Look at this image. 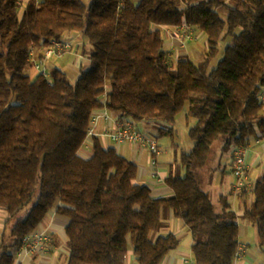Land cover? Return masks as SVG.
I'll return each instance as SVG.
<instances>
[{
    "label": "trees",
    "instance_id": "trees-1",
    "mask_svg": "<svg viewBox=\"0 0 264 264\" xmlns=\"http://www.w3.org/2000/svg\"><path fill=\"white\" fill-rule=\"evenodd\" d=\"M21 9V0H0V209L6 224L15 220L0 241V264H14L9 249L19 250L53 208L68 221L67 264H123L129 247L138 264H160L179 246L173 234L150 239L164 208L192 235L195 264H233L236 213L226 197L216 211L196 170L217 141L264 139V0H123V7L120 0H29ZM182 24L206 38L202 65L165 51L159 28ZM69 34L87 42L88 67L73 83L55 68L49 78H31L29 52L40 58ZM220 44L222 57L207 72ZM103 107L156 123L157 139L174 137L183 111L195 120L187 133L193 147L179 155L184 176L164 180L171 197L135 184L137 166L97 138L89 158L80 154ZM250 199L242 217L264 247V176Z\"/></svg>",
    "mask_w": 264,
    "mask_h": 264
},
{
    "label": "crops",
    "instance_id": "crops-1",
    "mask_svg": "<svg viewBox=\"0 0 264 264\" xmlns=\"http://www.w3.org/2000/svg\"><path fill=\"white\" fill-rule=\"evenodd\" d=\"M29 0H21L23 5H25ZM160 30L164 31L165 37V51L169 54L171 58H178L182 56H187L192 62L199 58L197 56L198 46L196 45V41H206V38L202 33H195L193 32V39L186 43V48L181 49L178 45V42L174 39H171L170 34L175 32V28H159ZM196 34L199 36L197 39ZM64 38L68 39L67 36ZM74 42L75 38H71ZM78 43V41H77ZM79 53V52H78ZM66 56H73L75 58L74 63L69 65L70 62L69 58L65 61ZM37 57V52L33 51V58ZM87 56L85 55L82 57L80 54H72L71 52L62 57L61 60L57 59H50L47 61L48 71L50 72L51 69L55 68L62 71L67 78L72 79L73 81L79 76L81 69L85 66V62H87ZM27 74L31 78H35L38 74L33 69V67L27 70ZM77 74V76H74ZM264 102V97L263 100ZM112 117H116L118 115L112 114ZM177 121L185 129H188L195 124V120L187 117L186 111L183 115L178 117ZM142 122H140L141 124ZM136 127L139 129V127ZM108 126L105 121H100L97 130L98 132L102 131L104 127ZM140 130V129H139ZM141 131V130H140ZM100 143L104 148H114L117 153L126 158L127 160L133 162L137 166V176L134 181L135 184L144 185L149 188L151 191V195L155 198L160 197H171L172 190L165 185V183H157L156 180L152 177V168L150 166V157L148 150L141 146V145H133V144H123V145H114L109 142L107 139H99ZM246 146L248 147V152L246 156V165L248 168V174L250 179L254 182L261 177L264 176V139H254L251 138L247 141ZM193 147V142L189 140L186 145V153L190 152ZM171 148H173V162L170 163L166 160L160 161L158 158L159 156L167 157L168 152L164 151L160 153L157 157V170L164 180L169 175V173H173L174 165H176L177 161H179V155L181 152H178L179 148L177 145L172 144ZM80 154L85 157L89 158L92 155L91 150V141H88L80 150ZM169 160V157H167ZM178 159V160H177ZM230 162H232L230 160ZM220 174V189L222 190L221 195L216 196V199H220V197H226L227 202L230 204V207L236 213V222L238 225V246H242L243 250V257L239 260L233 261V264H264V251H247V246H245L246 241L241 242L242 239H250L254 236V231L251 227L240 221V217L243 214V206L247 201L248 204L251 202V199L247 197L246 194H241L239 196H234L232 194V185H230L229 190H224V180L225 177V170H221ZM209 189V188H207ZM209 191V190H207ZM208 193V192H207ZM243 218V217H242ZM7 221V217L4 213V210L0 209V241L2 237L6 236L4 231V224ZM161 222L165 226V232L169 234L175 235L179 240V246L176 250L170 252L160 264H183L184 260H194L191 247L194 243L193 237L188 231V229L183 225V222L179 219H176L173 216L171 210L166 211L164 218ZM67 219L58 215L56 213V209L53 208L43 219V221L39 224L36 228V232L42 233L47 237V245L45 251L42 253H34L28 254L24 251H13L14 255V264H67L68 256H69V249L67 245V236L65 234V227L67 226ZM4 228V229H3ZM3 229V231H2ZM190 234V235H187ZM189 236V237H188ZM257 236V235H256ZM184 238L185 244H188L189 251L184 249H179L180 241ZM258 240V239H257ZM183 241V239H182ZM247 245V244H246ZM259 245V243H258ZM264 248V247H260ZM134 255L133 251H128L123 264H133Z\"/></svg>",
    "mask_w": 264,
    "mask_h": 264
},
{
    "label": "built area",
    "instance_id": "built-area-1",
    "mask_svg": "<svg viewBox=\"0 0 264 264\" xmlns=\"http://www.w3.org/2000/svg\"><path fill=\"white\" fill-rule=\"evenodd\" d=\"M120 7H123V0H120ZM191 28L187 24H182L175 27V32L170 34L171 39L178 42L181 49L186 48V43L193 39ZM72 50V40L62 38L59 41L53 42L48 47L42 57L33 58V51L29 52L30 61L32 62L33 69L38 75L49 78V71L47 61L50 59H60ZM264 89L260 93V98L263 100ZM106 95L102 99L105 105ZM100 121H105L108 126L104 127L102 131L98 132L97 126ZM157 135V134H155ZM93 138L107 139L114 145L133 144L141 145L148 150L150 157V166L152 168V177L157 183H165L164 179L160 177L157 170V157L160 155L161 150L157 144V140L149 137L148 135L140 132L136 124L128 119H120L118 116L112 117L111 113L103 107L102 109L94 112L92 115L89 128L87 130V141H92ZM85 143V144H86ZM84 144V145H85ZM248 147L241 145L236 147L231 162L232 176L234 182L232 185V194L236 197L240 193H250L253 182L251 181L248 168L246 165V156ZM47 237L39 232L33 231L22 239L20 251L28 254L42 253L46 249ZM242 246H238L233 256V261L239 260L243 257ZM135 261V259H134ZM133 264H138L136 261ZM183 264H195L194 260H184Z\"/></svg>",
    "mask_w": 264,
    "mask_h": 264
},
{
    "label": "rangeland",
    "instance_id": "rangeland-1",
    "mask_svg": "<svg viewBox=\"0 0 264 264\" xmlns=\"http://www.w3.org/2000/svg\"><path fill=\"white\" fill-rule=\"evenodd\" d=\"M90 0H82L83 3L88 4ZM134 3H137L139 0H132ZM24 5L22 2V9L20 10V12L23 10ZM223 17V14L221 15ZM163 35H164V31L162 30ZM197 34H199L200 32H195ZM196 34L197 39H199V36ZM68 40H72L71 38H75L74 42L72 40V50L71 53L74 54H80L82 55V57H84L85 55L87 56V59L89 58V54L91 53L89 46L87 45V42H85L80 36H76L74 37V34H69L68 36ZM78 41V43H77ZM196 45L198 46V52H197V56H199L198 59L194 60L193 63L196 66L202 65L205 61H206V57H205V52H206V41H196L195 42ZM225 48V44H220L219 46V54L216 57V59L211 60L206 71L209 72L210 70H212L213 68L216 67V64L218 62V60L221 59L222 54H223V50ZM79 52V53H78ZM85 54V55H84ZM67 55V54H66ZM181 57V56H180ZM70 60V62L68 63L69 65L73 64L75 61V58L72 56H66V60ZM57 59V60H61ZM88 62H85V66L84 68L88 67ZM74 76H77V74H74ZM68 81L73 83L74 81L70 78H68ZM187 108V107H186ZM185 111H183L178 117H180L181 115L184 114ZM178 119V118H177ZM137 126L139 127L140 132L148 135L151 138H154L155 140H157V144L160 147V150L162 152V154L164 153V151L168 152L167 157H169V160L167 159V157L165 156H159V160H166L170 163H172L173 161V148H171L172 144H175L178 146L179 150L178 152H187L186 151V145L189 142V138H188V132L187 129H185L183 127V125H181L179 123V121L176 120V124H175V135L173 138L170 137H162L157 139V136L155 135L159 129V126L156 123H146V122H142L137 123ZM228 140V139H227ZM225 141H217L213 144L212 146V154L210 156V159L207 163V165L205 166V168H203L202 170H196L197 173V179L201 184V187L203 188V190L205 192H208L211 202L215 205L216 207V211L219 212L221 210V204L219 202V199H216V196L221 195L222 190L219 188L220 184L219 181L220 179V174L219 172L221 170H225L226 174L225 177L223 178L224 180V190H229L230 189V185L233 184L234 182V178L232 176V167H231V162L232 158H233V153L236 149L235 144H230L225 146ZM241 146V145H240ZM246 146V144H245ZM178 160V159H177ZM173 174L175 176L178 177H182L184 176V168L182 167V165L180 164L179 161H177L176 165H174V170H173ZM252 181V180H251ZM253 182V181H252ZM209 188V189H207ZM209 190V191H207ZM245 194V193H244ZM247 197H249L250 199V193H246ZM245 205H248V202H245ZM30 208V206H28L27 208H25L20 214H18L16 217L19 218L21 216H23L25 214V212ZM167 209H162V214H161V220L164 218L165 213H166ZM6 217L7 214L4 211ZM240 221H243V223H245L246 225H248L249 227L252 228V230L254 231V236H252L250 239H242L241 242L246 241L245 246H247V251H264V248H260V246L258 245V240H257V236H256V228L255 226H253L252 224H250L247 220H245L244 218L240 217L239 218ZM15 220H12L10 223L8 224H4V231L7 234H9L10 228L11 226L14 224ZM2 229V231H3ZM167 235H169V233L165 232V226L162 223V226L160 227V229L158 230V232H154L150 234V239L151 240H155L157 237H166ZM190 235V234H187ZM189 237V236H188ZM183 239V241H182ZM180 241V247L179 249H186L187 251H189V246L188 244H185L184 238H182ZM8 239L5 238L4 242L7 245L8 243ZM247 244V245H246ZM9 251H15L13 248H10ZM128 251H132V248L129 247Z\"/></svg>",
    "mask_w": 264,
    "mask_h": 264
}]
</instances>
